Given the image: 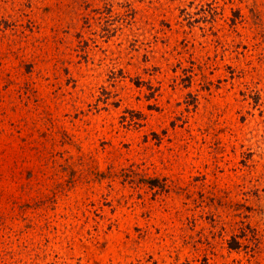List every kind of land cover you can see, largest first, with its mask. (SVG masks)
<instances>
[{
    "label": "rangeland",
    "instance_id": "obj_1",
    "mask_svg": "<svg viewBox=\"0 0 264 264\" xmlns=\"http://www.w3.org/2000/svg\"><path fill=\"white\" fill-rule=\"evenodd\" d=\"M0 264H264V0H0Z\"/></svg>",
    "mask_w": 264,
    "mask_h": 264
}]
</instances>
